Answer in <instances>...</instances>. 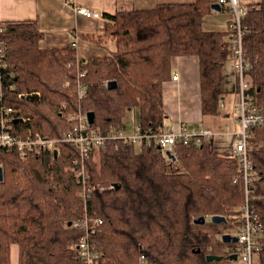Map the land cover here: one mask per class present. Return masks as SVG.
<instances>
[{
	"label": "trees",
	"instance_id": "16d2710c",
	"mask_svg": "<svg viewBox=\"0 0 264 264\" xmlns=\"http://www.w3.org/2000/svg\"><path fill=\"white\" fill-rule=\"evenodd\" d=\"M216 1L106 15L115 51L86 61L77 59L70 45L40 49L41 33L32 22L3 24L0 111L12 108V116L22 119L13 124V134L58 138L71 128L68 115L77 111L92 112L93 127L106 134L121 128L132 108L141 129L156 132L166 119L162 83L171 79L176 56L197 57L201 114L215 116L229 93L223 66L231 58L227 29L203 27ZM242 22L249 91L264 110V0L248 9ZM78 80L86 87L82 99L76 96ZM109 81L116 89H107ZM28 95L38 99L27 101ZM250 144L256 179L248 205L262 226L257 263L264 264V127L253 130ZM59 148L56 158L51 152L20 157L0 150V264L9 263L12 244L18 246V264H81L75 246L79 231L68 226L83 216L70 170L77 150L69 144ZM173 154L167 160L154 143L136 152L120 142L91 153L86 168L93 191L86 206L102 221L91 238L100 254L96 264H138L140 255L145 264H232L226 249L233 243L220 238L234 236L229 232L236 233L242 222L244 185L237 161L212 141L200 147L178 144ZM213 216L226 221L218 225ZM200 217L205 223L195 224ZM209 255L222 260L208 262Z\"/></svg>",
	"mask_w": 264,
	"mask_h": 264
},
{
	"label": "built area",
	"instance_id": "2783aa9c",
	"mask_svg": "<svg viewBox=\"0 0 264 264\" xmlns=\"http://www.w3.org/2000/svg\"><path fill=\"white\" fill-rule=\"evenodd\" d=\"M215 3L219 4L230 15V21L227 24V40L231 50L229 61L233 72H235V92L238 98V102L235 104V113L236 122L240 127L239 130L225 126L226 132H215L210 128L192 129L185 124L178 123L163 124L156 132H153L150 129L143 131L137 120L132 123L130 133L118 128L102 134L88 123L86 113L77 111L68 115L71 128L58 138H51L38 132L25 137H18L13 134V121L15 118L12 115L14 110L3 108L0 111V150L8 152L14 150L19 153L20 157H26L32 153L51 152L55 158L60 153V144H69L77 150V159L74 160L70 170L79 184L78 197L83 203V216L72 223L71 226L79 231L75 246L81 264H96L98 258H100V254L92 246L91 238L102 224V221L98 217L89 214L86 206L87 200L93 191V187L91 188L89 185L91 175L88 174L86 168V163L92 152L104 149L109 142L132 145L136 152H141L154 143L160 148L164 158L169 160L172 159L169 155L174 158L173 150L178 144H194L200 147L203 142L212 141L220 136L229 139L230 155L238 163V170L244 185L245 199L242 209V222L235 233L237 235L234 236L237 241L226 249V253L236 256L232 264H258L257 255L262 248V226L248 205L249 187L256 179V169H254L253 162L248 155L253 130L264 127V110L259 107L254 95L249 91L250 83L247 73L250 66L245 62L243 55L245 27H243L242 22L247 15V10L242 6L240 0H217ZM75 12L86 18H99L101 16L98 12L84 7H76ZM2 31L3 27L0 25V34ZM74 46L75 42L71 43V47ZM3 56V44L0 42V64H2ZM82 76L83 72H80L78 78ZM175 79L176 76H173V80ZM85 90V85L79 83L78 80L76 90L78 99L84 97ZM220 107L223 108L224 104L221 103ZM236 181L237 178H234L233 182ZM220 239L222 240V238ZM138 264H145L143 255L139 256Z\"/></svg>",
	"mask_w": 264,
	"mask_h": 264
},
{
	"label": "crops",
	"instance_id": "0c3cea01",
	"mask_svg": "<svg viewBox=\"0 0 264 264\" xmlns=\"http://www.w3.org/2000/svg\"><path fill=\"white\" fill-rule=\"evenodd\" d=\"M194 1L0 0V25L10 22H32L35 24L38 32L41 33L38 41L40 49L59 50L69 45L71 46V43L75 42V46L72 49L76 58L86 61L88 59L110 56L115 51V42L108 31V19L105 17L106 15H114L118 12H130L132 10L151 9L161 4L183 5V3H193ZM240 3L248 10L252 7L257 8L260 0H240ZM76 7L87 8L88 10L98 12L101 16L99 18L80 16L75 12ZM229 21L230 15L224 9L220 11L212 10L211 14L204 18L203 27L206 23L205 30L225 31ZM170 68L171 79L162 83V106L166 116L164 124L179 123L185 124L192 129L202 128L199 124V122L203 121V116L200 110L197 57H173L170 62ZM234 73L231 68V62L225 63L223 66V76L226 90L229 93L235 92ZM173 76H176L175 80H173ZM132 109L127 110V112ZM134 121L135 119L133 118ZM234 123L237 124L236 115L234 116ZM233 124L229 126L231 129H234ZM121 128L126 131L124 126ZM210 129L215 132H221L219 127ZM220 137L225 138L224 136ZM214 139L212 143L215 146ZM8 264H18V246L16 244L10 246Z\"/></svg>",
	"mask_w": 264,
	"mask_h": 264
},
{
	"label": "rangeland",
	"instance_id": "374dc122",
	"mask_svg": "<svg viewBox=\"0 0 264 264\" xmlns=\"http://www.w3.org/2000/svg\"><path fill=\"white\" fill-rule=\"evenodd\" d=\"M207 20V19H206ZM206 26V23L204 24ZM204 26V27H205ZM238 98L234 93H227L224 95L223 104L224 107L220 108L219 112L215 116H205L203 117V121L199 122L202 128H213L219 127L221 132H226L225 125L232 126L234 122V116L235 113V104H237ZM226 115H228L226 118ZM133 118L135 121L138 120V112L136 109H132L128 111L124 118H123V126L126 128V131L128 133L131 132V126L133 122ZM235 130H239L240 127H238V124H233ZM223 141V142H222ZM215 142V148L223 153H230V145H229V139L227 137H217L214 139ZM220 149V150H219ZM231 235H234V232H229ZM235 234L234 236H236Z\"/></svg>",
	"mask_w": 264,
	"mask_h": 264
},
{
	"label": "water",
	"instance_id": "95a60500",
	"mask_svg": "<svg viewBox=\"0 0 264 264\" xmlns=\"http://www.w3.org/2000/svg\"><path fill=\"white\" fill-rule=\"evenodd\" d=\"M211 9L214 10V11H220L222 8H221V6L219 4L214 3V4L211 5ZM116 87H117V84H116L115 81L107 82V89L108 90H114V89H116ZM24 99L27 100V101H34V100L38 99V96L37 95H28V96H25ZM86 116H87L88 123L93 125L94 124V114L92 112H88V113H86ZM13 122L14 123H21L22 119H15ZM54 155H55V152H54ZM169 157L174 159L173 156H171V155H169ZM3 179H4L3 178V170L0 167V182H2ZM211 221L213 223H216V224L219 225L220 223H224L226 220L222 216H213L211 218ZM194 223L195 224H203V223H205V217L198 218L197 220L194 221ZM70 225H71V223L69 222L68 226H70ZM222 241L224 243H230V242L235 243L237 241V238L234 237V236H230L228 234H225V235L222 236ZM235 259H236L235 255H231L229 257V260H235ZM206 260L208 262L220 261V260H222V257L221 256H215V255H209V256L206 257Z\"/></svg>",
	"mask_w": 264,
	"mask_h": 264
}]
</instances>
